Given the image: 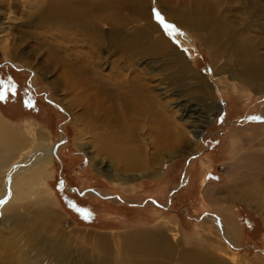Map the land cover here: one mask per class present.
I'll use <instances>...</instances> for the list:
<instances>
[{
    "label": "rangeland",
    "instance_id": "obj_1",
    "mask_svg": "<svg viewBox=\"0 0 264 264\" xmlns=\"http://www.w3.org/2000/svg\"><path fill=\"white\" fill-rule=\"evenodd\" d=\"M171 1L187 5L185 3L196 4L199 0ZM145 2L160 35H164L187 62V70L176 74L166 64H170L173 50L171 55L167 52L161 57L142 56L136 61L138 69L144 73L143 82L153 86L154 94L159 95L157 98H164L162 102H167L172 121L186 131V140L176 150L162 149V156L156 161L158 164L161 159H168L162 175L155 179L151 177L154 169L159 167L154 162L150 164L156 156L152 149L157 147L152 133L138 132V143L122 135H114L106 141L103 138L111 134L110 131L102 130L98 135L97 132L90 133L83 123L80 126L77 117L81 116L83 106L77 101L78 92L92 97L97 87L92 84L83 91L84 88L81 90L66 79L60 65L70 62L72 57H68L65 50L70 45L57 39L46 42L50 27L34 24L41 0H0V85H3L0 87V118L19 138L40 135L46 145L42 150L23 152L4 170L0 184L12 177L14 169L33 165L40 157L38 155L47 158V176L38 183L43 181L41 191L47 188L48 202L63 222V225L54 223L52 230L62 226L67 234H74L78 259L86 255V260L76 264H124L123 240L139 238L143 231L150 234L157 227L164 229L169 240L177 242L175 250L203 252L208 249L221 257L223 264H264V185L260 184L253 195H246L245 200H232L234 194L220 190L228 189L234 185V180L243 176L258 178L263 174L264 169L258 167L256 157L264 152V93L253 89V85L244 87L234 78L240 73L239 67L233 64L241 63L242 59L237 52H231L230 45H225L226 38L219 43L225 50L214 56L217 48H206L201 41L204 32L184 31L167 20L161 10L168 7L163 0ZM209 3L217 4L219 11L228 12L230 20V14L234 15V30L242 36L252 37L256 45L254 52L264 60V0L251 1L250 6L243 0H209ZM139 11L143 14L137 22L124 13L132 21L123 27L126 40L133 38L138 28L148 22L147 16L143 17L146 10L141 8ZM104 29L107 35L109 27ZM55 49L58 54L52 55ZM85 49L82 47L80 51L85 53ZM97 52L98 59L104 57L107 63L102 65L104 61L100 60L105 80L104 83L98 81L97 85L109 91L105 86L109 85L106 79L113 76V66L124 68L125 57L118 58L107 48ZM137 71L124 69L123 72L125 76L133 77ZM198 86L204 87L205 95L200 94ZM111 96L109 98L114 101L107 105V113L118 115L121 106L112 93ZM179 102L192 106L186 110L204 112L208 120L202 131V141L196 148L189 141L190 129L182 125L180 113L176 112L175 106ZM214 102L216 109L210 106ZM77 141L83 149H77ZM136 144L143 148L144 154L138 166H124V162L114 157L115 153L129 154ZM87 152L93 153L98 162L104 159L107 164L117 163L114 169L119 176L112 181L104 167H98L97 171L96 163L90 160ZM4 191L0 210L10 200L7 190ZM0 232L8 235L3 227ZM102 240L110 246L107 255L99 247ZM234 240L238 243L236 247ZM141 243L139 240V245L131 249L146 252V246ZM156 245H152V251ZM179 253L176 251L171 260ZM149 254L139 253L141 256L133 259L146 262L152 258L147 256ZM203 264L208 263L203 261Z\"/></svg>",
    "mask_w": 264,
    "mask_h": 264
},
{
    "label": "bare ground",
    "instance_id": "obj_2",
    "mask_svg": "<svg viewBox=\"0 0 264 264\" xmlns=\"http://www.w3.org/2000/svg\"><path fill=\"white\" fill-rule=\"evenodd\" d=\"M243 1L249 6L251 1L259 2V0ZM163 2L168 6L161 9L167 20L174 22L179 29L184 31L195 29L198 33L204 32L205 37L200 36L201 41L206 48H213L214 50L215 47L217 48L214 56L225 50V47H221L219 43L222 38H226L225 45L227 47L230 45V48H232L230 49L231 52L233 54L237 52V56L242 59L241 63L236 61L233 64L239 67L240 73L234 78L237 79L240 85L244 87L253 85V89L264 93V60L256 55V51L254 52L256 45L251 40L252 37L242 36L241 32L234 30L235 19H233V14H230V20V18H227L228 12L219 11L217 4H211L209 0L205 2L199 0L196 4L187 2L185 3L187 5H182L180 2L175 3L176 1L171 0H163ZM41 3L42 5L38 9L34 24L39 27H50L45 41L51 42L57 39L61 43L64 42L63 44L67 43L68 46L70 45L65 50L69 53L68 57L71 56L72 58L70 62H62V65H60L65 70L66 79L69 83L76 84L79 88L81 87V90L84 88L83 91H86L88 87L90 88L92 84L97 87L93 90L92 97L84 96L80 91L78 92L80 97H77L79 98L77 101L83 106L81 116L77 117L80 126L84 124L85 127L91 130L90 133L97 132L98 135L102 130L110 131L111 134L109 133L103 138L106 141L112 139L114 135H122L138 143L140 142L137 138L138 132L145 130L152 133L153 141L157 147L152 149L155 151L156 156L154 155L155 159L150 161V164L154 162L153 164L155 165L156 163L159 169L155 168L154 172L151 173V177L155 179L156 176H161L162 169L166 168V161L168 160L166 157V159H161L160 163L157 164L156 161L159 159L162 149L176 150L185 139L186 131L181 126L179 127V124L172 121L170 116L172 112L167 102H162L164 98H161V100L157 98L159 95L154 94L153 86L149 87L143 82L145 81L144 73L141 69H138L136 61L142 56H160L162 53L167 52H170L171 55V53L175 52L172 60L170 59L169 61L170 64H166L176 74L181 73L184 69L187 70V62L185 57L168 42L164 35H160L157 24L146 8L148 3L145 0H41ZM141 8L146 10L143 17L147 16L146 21L148 22L140 29L138 28L133 38H127L128 40H126L123 36V27L132 21H129L124 13L127 12L137 22L143 14L139 11ZM230 11H233V8ZM105 25L109 27L107 35L105 34ZM82 47L87 49H85V53L80 51ZM53 48L55 47L53 46ZM103 48H107L108 51H114L118 58L125 57L124 68L117 65L113 66V76L110 79H106L109 85L105 86L108 87L109 91L104 86L97 85L98 81H103L104 83L105 80V72L102 65H105L106 58L105 60L104 57L98 59L97 52L98 50H103ZM56 49L51 52L52 55L57 53ZM100 60L104 61L102 65H100ZM124 69L129 71L138 70V74L133 77L125 76ZM196 76L194 75L193 78H196ZM198 88L201 95L206 94L203 86H198ZM110 92L114 95L118 105L121 106L120 116L119 114L116 115V112L107 113V105H112L114 101V98H109L112 97ZM160 95L162 96V93ZM210 106L214 108L215 102L211 103ZM175 107L177 108L176 112L180 113L182 125L185 124L184 127L190 129L188 133L191 135V139L188 140L192 141L196 148L202 141L200 139H202L203 128L208 124L205 113L196 112L191 108L186 110L192 106H187L182 102L176 104ZM193 114L195 116H192ZM196 122H199V124L195 125L194 123ZM81 132L83 131L81 130ZM30 135L25 137L20 135L21 137L19 138L16 132L11 130L0 118V176L5 173L4 170L6 168L22 156L23 152L46 148L40 135ZM81 145L77 141L76 147L78 150L83 149ZM112 147L115 146L112 145ZM133 147L129 154H126V152L124 155L115 153L114 157L117 161L124 162L122 163L124 166H138L144 157L143 148L138 144ZM192 148L193 146L190 149ZM54 153L52 154L53 157ZM262 153L256 157V164L261 170L264 169V152ZM86 154L89 155L91 161L96 163L97 171L98 167H104V172L107 171L106 175L112 181L119 176L114 169L117 163L107 164L104 159L98 162L97 157L93 153L87 152ZM38 156L40 157L34 163L32 162L33 165L21 167L17 169L18 171L14 169L12 177H9L8 181H6L7 183L0 184V199L5 193L4 189L7 190L10 198L0 210V228L3 227L8 233V235H5L0 232V238L2 239H0V264H76L77 261H84L86 260V255H82L80 259L76 255L74 242L76 236L74 234H67L62 226L58 230H52L54 223L63 225V222L61 217L51 208L52 204L50 205V202H48L47 188L44 192L41 191L44 189L41 186L44 183L43 181L41 184L38 182L46 175L47 163L43 154ZM125 179L127 181L133 180V178ZM260 184L264 185V171L258 178H253L251 175L243 176L241 179L234 180V185L231 184L232 186L228 189L220 190L230 195L234 194L231 195L232 200H245L247 199L245 196L253 195ZM261 187L263 188V186ZM123 242L126 249L123 253L124 264H154L151 261L152 258L150 260L146 259V262H137L133 258L141 256L138 255L139 253H151L152 245L157 244L156 242H147L145 244L147 246L146 252L144 250L131 249L132 246L136 248L139 245V240L136 238L126 239ZM122 243L120 242V244ZM237 245V241L234 240V247ZM99 247L102 253L107 255L110 246L108 247V243L105 240H102ZM156 248L157 245L154 246V250ZM189 253L187 256L190 261H186L185 264H203V261H207L205 259L207 255L202 252L190 251ZM147 256L152 257L153 255L149 254ZM207 263L219 264L218 261L211 260L207 261Z\"/></svg>",
    "mask_w": 264,
    "mask_h": 264
},
{
    "label": "crops",
    "instance_id": "obj_3",
    "mask_svg": "<svg viewBox=\"0 0 264 264\" xmlns=\"http://www.w3.org/2000/svg\"><path fill=\"white\" fill-rule=\"evenodd\" d=\"M144 232L146 231H143V233L139 237L140 239L136 237V239L141 240L142 242L141 244L144 243L143 245H145L147 244V242H150V241L152 243L154 242L157 243L156 250L151 251V255L155 256V257L152 256V259H151L152 263L154 264H171V263L172 264H182L181 262L184 261V264H185L186 261H190L189 257L187 256L190 254L189 253L190 250L183 251L182 248L179 250H175L177 242L176 241L172 242L171 240H169L163 228L157 227V229L151 230L150 234L149 232L147 233H144ZM205 241H209V240H205ZM210 243L212 245L213 241H211ZM176 251L177 252L180 251V253H182L181 256L179 253L178 257H176L175 260H171V257L175 254ZM202 253L207 255V257L205 258L207 259V261H210V260L218 261L219 264H221V262L223 261L221 257H218L217 255H215L208 249H206V251H203Z\"/></svg>",
    "mask_w": 264,
    "mask_h": 264
},
{
    "label": "snow or ice",
    "instance_id": "obj_4",
    "mask_svg": "<svg viewBox=\"0 0 264 264\" xmlns=\"http://www.w3.org/2000/svg\"><path fill=\"white\" fill-rule=\"evenodd\" d=\"M0 87H3V85H0ZM4 203V201H0V204H3Z\"/></svg>",
    "mask_w": 264,
    "mask_h": 264
}]
</instances>
